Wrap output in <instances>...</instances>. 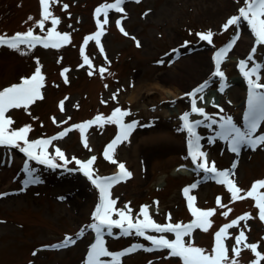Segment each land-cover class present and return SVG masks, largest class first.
<instances>
[{
    "label": "rangeland",
    "instance_id": "rangeland-1",
    "mask_svg": "<svg viewBox=\"0 0 264 264\" xmlns=\"http://www.w3.org/2000/svg\"><path fill=\"white\" fill-rule=\"evenodd\" d=\"M112 2L114 0H60L53 5V14L60 18L57 30L69 33L71 40L60 48L37 45L28 50L21 46L18 52L0 46V89L30 76L37 59L45 76L42 100L30 105L27 112L20 108L7 113L15 121L13 127L18 129L31 125L29 140L50 139L97 115L106 118L116 107L128 110L131 115L124 118L125 122L135 120L138 124L128 139L117 146L114 157L125 164L132 176L110 189L112 198L117 200L116 207L122 209L128 204L132 216L143 220L138 213L140 207L146 205L149 216L156 223L186 224L193 217L182 190L199 182L190 192L196 197L195 206L204 210L216 209V212L210 218L212 227L207 233L200 229L194 231V243L210 250L214 233L221 226L250 213L253 219L240 221L237 227L228 230L231 234L225 241L228 254L232 258L234 237L244 230L247 242L257 243V250L264 255V222L258 218L254 199L248 197L233 202L225 185L218 184L211 174L195 168L188 155V133L180 130L182 121L179 119L185 111L191 110V98L185 94L208 81L205 91L214 88L217 92L214 105L199 107H203L217 123L207 127L208 121H205L197 127L201 150L207 153L209 162H215L218 170L231 169L236 163V168L232 169L235 175L230 178L244 190L240 195H246L254 181L264 179V145L256 150L242 146L237 154L229 150L228 141L216 137L222 116L232 117L233 123L242 131L245 128L248 82L240 71L239 61L247 59L255 44L246 23L242 22L239 38L221 63L224 81L211 75L214 53L236 37V26L227 30L222 26L238 14L243 0H140L139 3L127 0L122 6L127 18L121 20V25L129 36H124L116 25V20L121 19L124 13L110 10L109 23L104 26L105 33L101 37L102 54L94 40L84 44V37L97 31V19L103 21V14L94 16L95 9ZM63 4L69 5L67 10H62ZM29 16L34 20L40 19L39 0H0V34L11 36L32 27L34 34L44 36L52 26L50 20L46 21L42 32L34 21H28ZM209 30L213 33L211 44L196 35ZM132 37L140 41V47ZM186 41L187 46L182 47ZM255 46L257 52L252 54L253 61L264 64V45ZM81 47H84V55L92 61L91 69L84 64ZM173 49L177 51L173 52ZM201 51L205 59L201 66H181V59ZM161 59L164 63H158ZM102 67L107 70L103 76L99 71ZM251 67L249 62L247 68ZM64 68L69 69L65 73L68 83H65V76H61ZM89 71L93 72L92 76L88 75ZM259 75L260 82L264 83V68ZM221 83L224 84L223 90H220ZM166 91L177 93L178 97H167ZM113 94H116L115 99ZM199 95L196 97L197 105L201 101ZM62 100L63 111L60 108ZM175 107L179 112L172 111L167 115V110ZM189 119L204 118L191 114ZM117 132L115 124L89 127L85 132L92 149L89 151L84 147L79 129L72 128L48 146L47 151L51 155L55 156V149L60 148L72 161L54 169L29 160L19 148L0 146V176L6 174L9 177L5 182L0 180V194H7L0 196V264H84L88 249L95 242V233L88 225L95 222L92 214L99 203V191L78 170L79 166L72 158L84 161L95 155V174L102 177L114 175L117 165L105 160L102 153ZM260 134H264V121L254 135ZM212 137L216 138L209 143ZM171 155L178 161L169 162ZM25 161L29 168L35 170L33 178L37 181L27 186L25 181L29 177L24 171ZM54 162L63 165L59 158ZM178 167L183 172L173 174L172 170ZM259 191L264 192V189ZM217 197L227 205L226 208L217 206ZM229 208L231 211L227 217L221 215ZM169 215L170 220L166 218ZM113 219L119 217L114 214ZM245 224L248 228H244ZM81 229H84L83 234L77 237ZM112 231V236L105 234L104 237L109 251L120 252L134 244L152 247L150 241L135 235L134 231L127 236L122 235L120 229L113 228ZM145 235L161 234L148 230ZM163 235L174 239L171 233ZM66 236L76 242L59 249L44 247L59 244ZM241 249L237 258L239 264H251L255 255L250 249L243 246ZM34 251L36 255H33ZM102 259L111 261L110 257ZM149 261L152 264H181L179 258L168 257L167 249L151 252L139 249L121 257L120 264H149Z\"/></svg>",
    "mask_w": 264,
    "mask_h": 264
},
{
    "label": "snow or ice",
    "instance_id": "snow-or-ice-1",
    "mask_svg": "<svg viewBox=\"0 0 264 264\" xmlns=\"http://www.w3.org/2000/svg\"><path fill=\"white\" fill-rule=\"evenodd\" d=\"M60 0H39L40 6V19L34 20L32 16L28 17V21H34L36 27L42 32L45 29V22L51 21V27L47 29L44 36L36 35L33 32L32 27H29L25 32H16L11 36L0 34V46H6L14 51H20L21 46H24L28 50L34 49L37 45H42L44 48H60L66 43H70V34L67 32H60L57 30V26L60 24V18L55 16L51 10L52 6L59 3ZM127 0H114L112 3H103L95 9L94 16L99 17L103 14V21L97 19V31L84 37V44L89 41H95L99 46L100 52L104 53V48L101 45V37L105 33L104 26L109 23V11L114 10L117 13H124L121 19L116 20V25L124 36H129V33L121 25V20L126 19L123 5ZM139 3L140 0H135ZM68 4H63L62 10H67ZM147 15V13H145ZM246 23L251 34L255 38V44L251 49V53L248 55L246 60L239 61V68L241 73L244 75L248 82V99H247V110L244 113L245 128L242 131L237 127L232 117H220L219 131L216 133V137L228 141L229 150L233 153L239 154L242 146H247L252 150H256L261 145H264V134L254 135L260 126L261 121H264V83L260 82L261 77L259 75L260 70L264 68V64L255 63L253 61V55L257 52L255 45H264V0H243V6L238 8V14L230 17L226 23L222 26L224 30H227L230 26H236V37L231 40L225 47L220 48L216 51L212 57L214 61V71L211 73L212 77H219L221 82L225 79V74L221 70V63L227 56L230 49L236 43V39L239 38V31L241 24ZM27 23V21L25 22ZM71 27V26H70ZM202 41H207L209 44L212 43L213 33L211 30L206 33H196ZM135 41L136 46L140 47V41ZM188 42H185L186 47ZM176 52L177 49H173ZM81 56L83 57L84 64L90 69L93 67L92 61L88 56L84 55V47L80 49ZM21 54H25L21 52ZM106 58V57H105ZM107 59V58H106ZM251 62L252 67L247 68V64ZM59 63V61H58ZM158 63H164L163 59ZM83 67V65H80ZM41 65L39 60H36V67L30 76L22 77L20 82L12 83L7 87L0 89V146H9L19 148L29 160H34L42 165H47L49 168H57L66 166L72 161L68 160L65 153L60 148L55 149V156L51 155L47 149L52 141L58 138L64 137L72 128L79 129L82 142L84 147L89 151H92L88 144L85 136L86 130L92 125L103 127L105 123L115 124L118 127L117 135L110 143L106 145L103 151V157L105 160L116 164L117 171L114 175L108 177H102L95 174L93 165L97 160L95 155L88 159L81 161L73 157L75 164L79 166L78 170L91 181V183L99 191V203L92 214L94 223L88 225L95 233V242L92 243L88 249L84 264H120L121 257H124L132 252L139 249L144 251H159L163 249L168 250V257L179 258L181 264H239L238 257L241 252V246L245 249H250L255 255V259L251 261V264H261L264 261V255L258 251L257 243H248L247 236L244 230H240L239 234L234 237L235 243L231 247L233 254L232 258L229 257V249L226 246L225 241L230 237L229 229L237 227L240 221H247L253 219L250 213H244L243 215L231 220L230 223H226L214 233L213 245L210 250L203 247L197 246L193 239V233L196 229L207 233L212 227L211 217L215 214L216 209H200L195 206L196 197L190 195L192 189L198 186V183H193L188 187H185L183 195L187 200V207L193 217L189 223H166L159 224L149 216L148 206H141L138 215L143 216V220L136 219L132 216V209L129 208L128 204L124 205V208H117V200L112 198L110 189L117 183L125 181L131 178L132 173L126 168L125 164L118 162L115 157V150L117 146L126 141L131 134L132 130L137 126L138 122L133 120L126 123L125 117L131 115L128 110H122L120 107H116L112 113L106 118L103 115H97L92 120L85 121L81 124L72 125V128H67L60 132L57 136H52L50 139H37L29 140L28 134L32 130L31 125H24L18 129L14 128L15 121L7 113L12 109L23 108L26 112L30 105H33L36 101L44 98L42 89L45 87V76L42 74ZM101 75L107 71L105 68L99 69ZM69 69L64 68L61 72V76H65ZM89 76L93 75L92 71L88 72ZM253 77H255L253 79ZM65 83H68V79L65 76ZM208 85V81L200 84L194 88L191 92L185 95L191 98V110L185 111L179 119L182 121L180 130L188 133V155L191 158L195 168L203 171L206 174H211L212 178L216 180L218 184L225 185L227 191L231 194V200H243L245 198H252L255 201L254 207L258 209V218L261 222H264V192H260L259 189H264V179L256 180L252 183L251 188L247 190L246 195H240L244 192L243 189L239 188L234 179L230 176H234L235 173L232 169L236 168V163L232 164L231 169L218 170L215 162H209L207 153L201 150V137L197 134V127L203 125L205 121H208L207 127H211L216 124L215 119L210 118L203 107L197 106V95L201 101L204 100L203 93ZM107 87V85H105ZM224 84L221 83L220 90H223ZM116 94H113L115 99ZM68 98L65 97V100ZM106 103L105 101H101ZM64 101H60L61 111L64 110ZM222 112L223 109H220ZM191 114H198L202 116L203 120H190ZM53 122L56 123V119L53 118ZM62 123H67L63 121ZM216 137H212L209 140L211 143ZM21 144L23 146H21ZM59 158L63 161V165L55 163V159ZM24 171L29 177L25 181V186L31 183H36V179L33 178L34 169L29 168L28 162L25 161ZM7 195L6 193L0 194ZM216 204L218 207H227L221 203V198L217 197ZM231 209L222 212L221 215L227 217ZM119 217V219H113V215ZM171 219L169 215L166 217ZM113 228L121 230L122 235H131L134 231L135 235L144 237L146 240L151 242L152 247H145L142 244H134L129 248L124 249L120 252L109 251L105 247V234L108 236L113 235ZM244 228H248L245 224ZM153 231L160 233L159 236L145 235L146 231ZM84 229H81L80 233H77V237L83 234ZM164 233H171L174 235V239H168ZM188 238V239H186ZM264 239V238H262ZM76 242L70 236H66L64 240L59 244L45 245V248L59 249L67 247L69 244ZM39 251V249L37 250ZM37 253L34 251L33 255ZM103 257H110L111 261L102 259ZM149 264H152L149 261Z\"/></svg>",
    "mask_w": 264,
    "mask_h": 264
},
{
    "label": "bare ground",
    "instance_id": "bare-ground-1",
    "mask_svg": "<svg viewBox=\"0 0 264 264\" xmlns=\"http://www.w3.org/2000/svg\"><path fill=\"white\" fill-rule=\"evenodd\" d=\"M203 55H204V53H203V51H201V52H198V53H196V54H193L192 56H189V57H186L185 59H181L180 60V62H181V66L182 67H188V66H193V67H199V66H201L202 64V62H203V60L205 61V59L203 58ZM217 95V92H216V90L213 88H209V89H207L206 91H205V93H204V100L203 101H200V103H198V107L199 106H213L214 104V97ZM166 96L167 97H169V96H172L173 98L175 97H178L177 96V93H174V92H172V91H166ZM172 111H174V112H179V108H177V107H175V108H173V109H171V110H167V115L168 114H170V113H172ZM177 148H175V150H176ZM172 151H174V149H172ZM177 152V151H176ZM175 153V152H174ZM174 153H172V154H174ZM168 160H169V162H172V161H178L177 159H174V156H169V158H168ZM178 171H181V172H183V169L181 168V167H178V168H176V169H173L172 170V173L174 174L175 172H178ZM0 180L1 181H3V182H5V181H7L8 180V178L9 177H7L6 176V174L5 175H1L0 176Z\"/></svg>",
    "mask_w": 264,
    "mask_h": 264
}]
</instances>
